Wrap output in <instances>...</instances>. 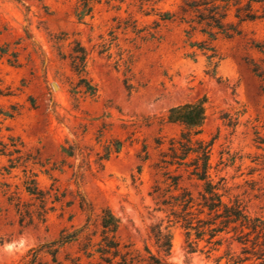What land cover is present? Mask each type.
I'll list each match as a JSON object with an SVG mask.
<instances>
[{
  "label": "rangeland",
  "instance_id": "1",
  "mask_svg": "<svg viewBox=\"0 0 264 264\" xmlns=\"http://www.w3.org/2000/svg\"><path fill=\"white\" fill-rule=\"evenodd\" d=\"M183 1L0 0V264L41 247L39 264L54 249L62 264H99L104 207L121 246L165 264H227L226 243L190 252L173 228L165 255L150 232L155 164L183 130L169 110L186 103H203L212 176L264 217V0L252 21L233 8L231 36L214 41Z\"/></svg>",
  "mask_w": 264,
  "mask_h": 264
},
{
  "label": "trees",
  "instance_id": "2",
  "mask_svg": "<svg viewBox=\"0 0 264 264\" xmlns=\"http://www.w3.org/2000/svg\"><path fill=\"white\" fill-rule=\"evenodd\" d=\"M183 2L188 8L185 12L201 17L196 24L208 28L211 41H214L218 35L231 36L225 27L231 26L226 19L233 8L237 10L234 17L239 22L257 19L252 4H258L259 0H249L246 6L249 15H243L239 9L241 0ZM259 53L262 55L259 81L264 94V47L260 45ZM257 68L255 65L254 72H258ZM204 116L202 102L186 103L169 110V122L181 125L183 130L177 137L169 139L167 151L161 153L155 164L156 174L149 196L152 212L161 218L159 224L150 228L151 235L165 255L170 252L171 230L175 228L182 232L190 252L196 251L201 243L208 247V252H217L226 243L227 264L251 261V264H264V217L251 213L249 201L234 194L224 178L215 180L212 176L211 144L201 138ZM259 150L264 152V133L260 132ZM262 159L264 164V155ZM185 181L196 191L187 187ZM98 222L100 241L94 245V253L99 256V264H165L147 247L140 251L131 245L121 246L117 241L118 220L107 207L100 210ZM163 223L166 224L164 227ZM41 248L28 252L27 264H39L43 254ZM56 253L57 249L47 253L50 264H62Z\"/></svg>",
  "mask_w": 264,
  "mask_h": 264
}]
</instances>
